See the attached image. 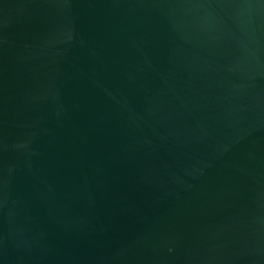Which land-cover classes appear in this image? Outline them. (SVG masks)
<instances>
[{
    "label": "water",
    "instance_id": "water-1",
    "mask_svg": "<svg viewBox=\"0 0 264 264\" xmlns=\"http://www.w3.org/2000/svg\"><path fill=\"white\" fill-rule=\"evenodd\" d=\"M0 264H264V0H0Z\"/></svg>",
    "mask_w": 264,
    "mask_h": 264
}]
</instances>
